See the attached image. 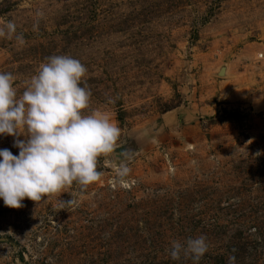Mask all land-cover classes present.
<instances>
[{
    "label": "rangeland",
    "instance_id": "obj_1",
    "mask_svg": "<svg viewBox=\"0 0 264 264\" xmlns=\"http://www.w3.org/2000/svg\"><path fill=\"white\" fill-rule=\"evenodd\" d=\"M7 20L26 40L0 38L18 92L46 57L79 59L136 155L122 184L101 161L63 209L67 193L0 199V264H192L169 248L199 235V264H264V0H0Z\"/></svg>",
    "mask_w": 264,
    "mask_h": 264
},
{
    "label": "clouds",
    "instance_id": "obj_2",
    "mask_svg": "<svg viewBox=\"0 0 264 264\" xmlns=\"http://www.w3.org/2000/svg\"><path fill=\"white\" fill-rule=\"evenodd\" d=\"M36 16L43 13L38 11ZM0 38L18 47L26 44L11 20L0 21ZM87 71L70 55H50L22 92L14 86L13 73L0 72V136L15 137L13 146L19 149L18 155L0 149V199L6 207L19 209L25 199L39 203L62 193L70 199H59L58 207L71 206L104 176L101 161L111 167L114 184L125 183L136 153L131 149L117 152L122 129L102 108L91 107L92 93L84 82ZM107 103L115 100L109 98ZM207 250V238L199 235L173 240L169 255L173 260L184 257L199 264ZM228 264H235L234 256Z\"/></svg>",
    "mask_w": 264,
    "mask_h": 264
}]
</instances>
